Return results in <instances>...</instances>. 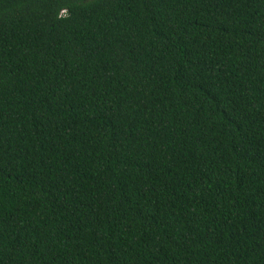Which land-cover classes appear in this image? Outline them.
<instances>
[{
	"label": "trees",
	"instance_id": "obj_1",
	"mask_svg": "<svg viewBox=\"0 0 264 264\" xmlns=\"http://www.w3.org/2000/svg\"><path fill=\"white\" fill-rule=\"evenodd\" d=\"M0 264H264V0H0Z\"/></svg>",
	"mask_w": 264,
	"mask_h": 264
}]
</instances>
